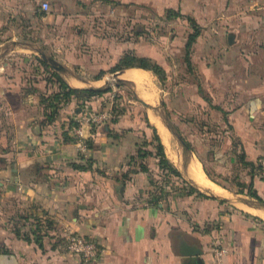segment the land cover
I'll list each match as a JSON object with an SVG mask.
<instances>
[{"label":"crops","instance_id":"0c3cea01","mask_svg":"<svg viewBox=\"0 0 264 264\" xmlns=\"http://www.w3.org/2000/svg\"><path fill=\"white\" fill-rule=\"evenodd\" d=\"M42 2L48 3L47 11L41 10ZM216 4L0 0V47L12 45L0 57V264H84L65 251L69 233L98 244L101 254L90 264H216L218 250L225 251L223 264H264V174L255 172L257 164H264V49L258 51L261 63L245 86L252 92L227 110L220 135L194 143L185 164L181 153L175 158L167 154L173 134L164 117L153 109L144 112L143 123L156 130L167 159L203 197L186 194L177 181L168 183L153 150L148 149L147 157L140 151L139 138L144 135L150 141L151 134L140 127L136 115L112 116L101 125L85 127L83 138L76 136L89 107L95 109L102 97L91 106L73 96L57 100L58 85L51 78L57 74L68 87L78 89L122 80L134 85V95L145 105H154L151 72H110L126 52L157 60L138 48L133 32L137 9L149 7L159 15L173 9L203 24L217 14H212ZM125 13L128 30L124 22L123 37L108 30L111 22L97 18ZM255 14L264 31V0H258ZM42 56L56 61L61 70ZM14 58L20 62L13 65ZM17 72L24 76L16 78ZM150 113L167 128L168 147ZM191 164L202 182L191 174ZM233 172L241 173L238 181L245 191L228 180ZM250 185L262 204L246 195ZM17 228L34 229L39 239L16 236ZM187 248L190 255L184 254Z\"/></svg>","mask_w":264,"mask_h":264},{"label":"rangeland","instance_id":"374dc122","mask_svg":"<svg viewBox=\"0 0 264 264\" xmlns=\"http://www.w3.org/2000/svg\"><path fill=\"white\" fill-rule=\"evenodd\" d=\"M215 1L217 8H214L212 14H217L211 16L208 23L203 24H198L193 15L180 13L182 15L180 18L168 19L166 10L159 15L149 7L138 8L136 26H133L138 48L140 52H151L157 59L154 61L159 62L166 73L163 84L153 75L156 102L154 105H145L134 95V85L127 82L116 85L117 80L113 79L108 86L110 91L112 88L115 89V95L111 97L109 91L102 96L98 106L95 109L89 107L87 113L107 112L117 118L124 114L136 118V115L140 127L146 128L151 134L150 141L149 137L146 138L144 135L140 137L138 147L145 153L151 148L155 153L154 133L151 126L146 121L144 124L143 120L146 110L157 111L171 124L177 134H184L179 138L188 144L189 149L184 151L180 140L172 135V148L167 151L168 156L173 158L176 153H181L184 164L196 141L206 143V140L214 139L226 128L227 110L252 92V90L247 92L245 86L248 85L250 77H254L255 70L261 63L262 57L258 55V51L264 49L262 40L264 31L262 28L259 29L260 25L256 23L258 0ZM243 13H249V16L242 17ZM185 16L193 18L199 27V36L189 54L190 65L185 61L184 45L187 36L192 32V26ZM97 18L104 23L111 22L107 26L113 34H121L123 37L124 27L121 28V25L124 22L126 32L128 30L127 13ZM105 30L107 29L101 28L100 32ZM10 47H12L10 42L2 44L0 57L4 56ZM11 62L14 65L19 63L20 59L14 58ZM14 75L16 78L24 76L18 72ZM147 156L146 154L145 157ZM255 172L264 174V164H257ZM240 175L239 172L237 174L233 172L228 176V180L241 187L238 181ZM241 188L243 190L238 188L240 192L246 189ZM65 242L66 239L63 242L65 251L70 253Z\"/></svg>","mask_w":264,"mask_h":264},{"label":"trees","instance_id":"16d2710c","mask_svg":"<svg viewBox=\"0 0 264 264\" xmlns=\"http://www.w3.org/2000/svg\"><path fill=\"white\" fill-rule=\"evenodd\" d=\"M165 12H166V18H168V19H171L173 17L180 18L182 16L180 14V12L173 10V9H166ZM185 18L192 26V32L187 36V40H186V43L184 45L185 61L188 65H190L189 64L190 63L189 54H190L192 45L195 43L197 37L199 36V27L193 18H191L189 16H185ZM41 63L46 64L42 60H41ZM128 68H140V69L149 71L154 76H156V78L158 79V81L161 84H163L165 79H166V73L160 64H158L156 61L152 60L149 57L138 56L132 52L124 53L119 58L117 63L110 69V72L111 73H119V72H122L123 70L128 69ZM52 77H53V81H55L57 83L58 89H59V92L57 94H55V99H57V100L58 99H64L66 101L71 96H73L77 99H80L83 104L91 106L93 101H95L99 97H102L103 95H105L106 93H108L110 91V87L108 85L101 87V88H81V89L70 88L63 82V80L57 74H54V75L52 74L51 78ZM51 78L48 79L47 81L48 82L52 81ZM121 83H125V81L117 80L116 85H120ZM43 101L45 102L46 99L44 98ZM52 102L53 101H50L48 106H51ZM90 114H93V113H90ZM116 118H113V119L111 118L112 119L111 121L113 123H115ZM163 120H164V123L167 125V127L172 132V134L175 135L176 138H178L180 140V142L183 144L184 149L188 150L189 149L188 144L179 138L180 136L177 135V132L172 128L171 124L165 118H163ZM153 133H154V139L156 140L155 156L158 160V167L160 168V170H162L163 172L166 173L165 174L166 181L168 183L171 182V180L177 181L179 187L186 194H189V195L196 194L197 196L203 197L204 195H202L196 188H194L192 185H190V183L188 181H186L181 176L179 171L167 159L165 152H164L163 145H162V143H161V141H160V139L156 133V130L154 128H153ZM146 154L147 153H144V155H146ZM144 155H141L138 152V156L143 157ZM244 165H249L250 168H253V164L246 163ZM141 169L143 171L146 170V168H144V167H142ZM241 187H246V186L243 184ZM246 195L249 198L254 199L258 204H262V200L259 198V196H257L256 192L251 188V185L247 188ZM15 234L18 237H22V239H24L26 241L30 240L29 235H32L33 237H36V238L39 237L36 234V230L31 229V228H30V232L29 231H26V232L22 231L21 232L20 229L17 228L15 230ZM37 239H39V238H37Z\"/></svg>","mask_w":264,"mask_h":264},{"label":"built area","instance_id":"2783aa9c","mask_svg":"<svg viewBox=\"0 0 264 264\" xmlns=\"http://www.w3.org/2000/svg\"><path fill=\"white\" fill-rule=\"evenodd\" d=\"M42 11H47L49 5L47 2H42L40 4ZM111 97L115 95V89L112 88L110 91ZM112 117L110 113L107 112H95L88 115L84 118L82 123L75 130V135L83 138L84 137V128H91L93 125H101L104 121ZM66 246L70 253L75 254L80 257L84 264H90L96 261L101 254V249L94 241L91 239L69 233L65 237ZM224 250H218L215 253L216 264H223L222 258L224 256Z\"/></svg>","mask_w":264,"mask_h":264},{"label":"bare ground","instance_id":"6f19581e","mask_svg":"<svg viewBox=\"0 0 264 264\" xmlns=\"http://www.w3.org/2000/svg\"><path fill=\"white\" fill-rule=\"evenodd\" d=\"M135 72V71H134ZM141 72V71H140ZM135 74V73H134ZM141 76V75H140ZM139 76V77H140ZM150 115H151V120L152 121H154L155 122V124L158 126V128H159V133L161 134V136H162V139H163V143L166 145V147H168L169 146V133L167 132V128H165L163 125H162V123L157 119V118H155L153 115H152V113H150ZM190 172H191V174L195 177V178H197L198 180H203L202 179V176H201V173L199 172V170L196 168V166L194 165V164H191L190 165ZM194 178V179H195ZM205 181V180H204ZM202 182V181H201ZM200 184V183H199ZM205 185V184H204ZM211 187V186H210Z\"/></svg>","mask_w":264,"mask_h":264},{"label":"water","instance_id":"95a60500","mask_svg":"<svg viewBox=\"0 0 264 264\" xmlns=\"http://www.w3.org/2000/svg\"><path fill=\"white\" fill-rule=\"evenodd\" d=\"M42 58H43L44 60L48 61L54 69L61 70L60 65H59L56 61H54V60H52V59H50V58H47V59H46V58L43 57V56H42ZM185 250H186V251H185L186 253L184 252L185 255H190L191 252H192V250H189L188 248L185 249ZM192 254L197 255L198 253H192Z\"/></svg>","mask_w":264,"mask_h":264}]
</instances>
